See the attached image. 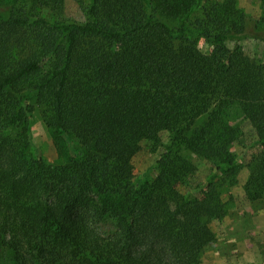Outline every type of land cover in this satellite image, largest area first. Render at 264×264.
Masks as SVG:
<instances>
[{"label": "trees", "instance_id": "1", "mask_svg": "<svg viewBox=\"0 0 264 264\" xmlns=\"http://www.w3.org/2000/svg\"><path fill=\"white\" fill-rule=\"evenodd\" d=\"M56 1L0 0V264H201L236 200V119L259 145L241 198L264 195V78L230 46L264 43V0H66L79 20Z\"/></svg>", "mask_w": 264, "mask_h": 264}, {"label": "rangeland", "instance_id": "2", "mask_svg": "<svg viewBox=\"0 0 264 264\" xmlns=\"http://www.w3.org/2000/svg\"><path fill=\"white\" fill-rule=\"evenodd\" d=\"M237 5L248 15L261 11V0H237ZM44 14L51 18H83L79 7L66 0H57ZM233 45L257 62L259 73L264 78V43L249 37L230 46ZM198 47L202 51H208L207 45L202 41L198 42ZM234 122L238 123L242 131L233 146L239 160L238 165L241 166L237 175L238 185L230 191L236 200L229 206L228 213L221 223L207 219L215 233V240L205 247L201 264H264V195L260 200L250 203L241 198V185L248 174L243 165L257 152L259 145L255 144V137L247 122L242 119H236ZM33 140L47 160L54 163L63 161L57 156L51 138L43 126L40 111H37L34 117ZM157 157L158 151L151 152L149 147L141 151L133 159L134 176H139L151 168ZM195 161L198 163L197 159ZM200 170V178L203 181L207 171L204 166H201Z\"/></svg>", "mask_w": 264, "mask_h": 264}]
</instances>
